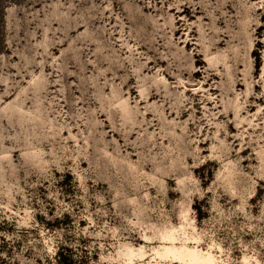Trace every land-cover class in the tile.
Wrapping results in <instances>:
<instances>
[{
	"label": "rangeland",
	"instance_id": "1",
	"mask_svg": "<svg viewBox=\"0 0 264 264\" xmlns=\"http://www.w3.org/2000/svg\"><path fill=\"white\" fill-rule=\"evenodd\" d=\"M0 264H264V0H0Z\"/></svg>",
	"mask_w": 264,
	"mask_h": 264
},
{
	"label": "bare ground",
	"instance_id": "2",
	"mask_svg": "<svg viewBox=\"0 0 264 264\" xmlns=\"http://www.w3.org/2000/svg\"><path fill=\"white\" fill-rule=\"evenodd\" d=\"M261 8H262V7H260V9H261ZM222 36H224V35L222 34ZM225 36H226V35H225ZM227 37H228V36H227ZM232 38H233V36H232ZM224 42H226L225 39H222V40H219V41H217V42H214V48H215V47H219V46L222 45ZM228 42H229V40L227 41V43H228ZM158 62H159V61H158ZM156 64H157V63H155L154 65L156 66ZM184 113H185V112H184ZM184 113H183V114H184Z\"/></svg>",
	"mask_w": 264,
	"mask_h": 264
}]
</instances>
